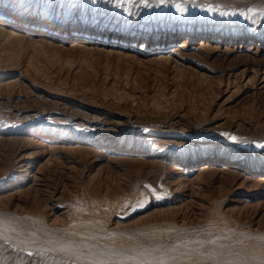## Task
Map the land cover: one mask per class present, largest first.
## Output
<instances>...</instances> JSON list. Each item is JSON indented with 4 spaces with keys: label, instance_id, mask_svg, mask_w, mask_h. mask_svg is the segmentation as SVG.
Wrapping results in <instances>:
<instances>
[{
    "label": "rangeland",
    "instance_id": "rangeland-1",
    "mask_svg": "<svg viewBox=\"0 0 264 264\" xmlns=\"http://www.w3.org/2000/svg\"><path fill=\"white\" fill-rule=\"evenodd\" d=\"M0 264H264V0H0Z\"/></svg>",
    "mask_w": 264,
    "mask_h": 264
},
{
    "label": "bare ground",
    "instance_id": "bare-ground-1",
    "mask_svg": "<svg viewBox=\"0 0 264 264\" xmlns=\"http://www.w3.org/2000/svg\"><path fill=\"white\" fill-rule=\"evenodd\" d=\"M205 33V38H207V36H209V34H208V32H204ZM235 34H239V33H235ZM50 245V244H49ZM54 246V245H53ZM44 247H46V246H44ZM51 250V249H50ZM83 254V253H82ZM81 257H83V256H81ZM88 257H89V255H88ZM91 257V256H90ZM97 257V256H96ZM100 257V256H99ZM103 257V256H102ZM101 257V258H102ZM107 258V257H106ZM114 258V257H113ZM138 258V257H137ZM136 258V259H137ZM148 258V257H147ZM151 258V257H150ZM98 259V258H97ZM103 259H105V258H103ZM108 259H109V257H108ZM111 259V258H110ZM132 259V258H131ZM134 259V258H133ZM153 259V258H152ZM144 260H146V259H144ZM154 260V259H153Z\"/></svg>",
    "mask_w": 264,
    "mask_h": 264
},
{
    "label": "snow or ice",
    "instance_id": "snow-or-ice-1",
    "mask_svg": "<svg viewBox=\"0 0 264 264\" xmlns=\"http://www.w3.org/2000/svg\"><path fill=\"white\" fill-rule=\"evenodd\" d=\"M232 139H235V137H232Z\"/></svg>",
    "mask_w": 264,
    "mask_h": 264
}]
</instances>
